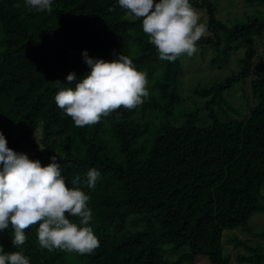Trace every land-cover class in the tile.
I'll return each instance as SVG.
<instances>
[{
    "label": "trees",
    "instance_id": "1",
    "mask_svg": "<svg viewBox=\"0 0 264 264\" xmlns=\"http://www.w3.org/2000/svg\"><path fill=\"white\" fill-rule=\"evenodd\" d=\"M212 1L191 0L207 26L197 47L212 48L219 65L240 48L243 55L238 71L192 90L188 97L203 100L194 108L197 103L182 107V56L161 60L142 21L125 18L118 0H52L51 13L31 9L26 0H0V130L9 148L29 152L30 159L48 164L57 155L68 186L90 196V226L100 241L85 255L48 251L39 246L36 225L26 230L25 244L13 248L9 225L0 232L5 252L22 251L30 264H195L199 258L232 264L223 231H250L251 216L264 211V58L256 49L264 13L227 23ZM244 1L264 7V0ZM85 50L105 60L128 55L147 73L149 97L130 111L120 108L98 124L76 127L55 94L74 86L66 81L70 72L80 79L90 70ZM247 81V113L227 116L223 105L238 110L228 106L226 92ZM203 115L209 123L201 126ZM106 125L116 154L98 141ZM91 168L100 177L89 189ZM233 242L245 250L235 257L238 263L264 264L262 241L234 236Z\"/></svg>",
    "mask_w": 264,
    "mask_h": 264
},
{
    "label": "clouds",
    "instance_id": "2",
    "mask_svg": "<svg viewBox=\"0 0 264 264\" xmlns=\"http://www.w3.org/2000/svg\"><path fill=\"white\" fill-rule=\"evenodd\" d=\"M26 4L36 11L53 10L52 0H26ZM118 4L142 21L143 32L161 60L192 57L198 51V41L206 35V23L201 22L191 0H118ZM83 57L90 70L80 79L70 72L66 81L74 86L61 87L55 94L57 107L76 127L98 124L120 108L130 111L149 97L147 73L138 70L128 55L120 53L105 60L90 57L85 50ZM50 159L42 165L40 160L14 151L0 130V232L11 225L12 245L17 248L27 241L26 230L38 225L42 249L90 254L100 246L90 226V196L80 187L68 186L56 154ZM87 177L92 189L100 172L91 168ZM78 182L79 177L72 181L74 185ZM69 217H78L79 223ZM0 264H30V260L22 251L5 252L0 245Z\"/></svg>",
    "mask_w": 264,
    "mask_h": 264
},
{
    "label": "rangeland",
    "instance_id": "3",
    "mask_svg": "<svg viewBox=\"0 0 264 264\" xmlns=\"http://www.w3.org/2000/svg\"><path fill=\"white\" fill-rule=\"evenodd\" d=\"M212 2L216 4V9L218 11L217 16L227 23L235 19L241 20L246 14H252L256 12V10H259L261 11V13H264V7L261 6L254 7V5L248 4L244 0H213ZM195 9L198 11L202 19L204 15L203 10L198 8ZM123 16L128 19H134V17L128 15L127 12H125ZM197 48L198 51L192 57H188L187 55H184L181 58V67L183 74L180 77L181 80L179 82V86H180V93L184 98L182 102V107L183 104L193 107L196 103L197 104L195 105L194 108L200 106L203 102L202 99L197 101V100H192L191 97H188L191 96L192 90L196 89L198 86L200 87L208 86L214 83L215 81L222 80L226 75H229L231 72L238 71L239 67L237 64V59L243 55V48H240L237 51L231 53L227 62L219 65L217 61L212 62V58L214 57L213 54L214 51L212 48H203V47H197ZM256 49H257V54H260V56L264 58V34L261 39L256 40ZM249 91H250V83L249 81H247L244 83L239 82L234 84L228 90V92H226L225 97L227 99L228 106L238 110V111H233L229 107L223 105V109L225 110V114H227V116L240 117L247 113L248 106L246 104L243 95L244 94L248 95ZM193 97L196 98L195 96ZM172 116H170L169 118H164V122L170 121V118ZM200 117L201 120L197 122L199 125L203 126L209 123L208 119H206L204 115ZM98 141L101 143V145L104 146L105 150L109 154L117 153V147H118L117 141L113 132L111 130H108V125L104 126V128L98 135ZM20 152L29 155V152H25V151H20ZM38 160H40L42 165H47V161H45L43 158L38 157ZM262 192L264 194V185ZM249 224H250V231H243L240 228L233 230L226 229L223 231L224 252L226 254H229V256L231 257L232 264H242V263H238L235 257L240 253L241 254L245 253L243 247L235 246V243L233 242L234 236L238 237L241 240L249 239L252 242L260 240L264 243V238H261V236H259L260 232L264 228V211L255 212L251 216L249 220ZM204 263H205V259L199 258L195 264H204Z\"/></svg>",
    "mask_w": 264,
    "mask_h": 264
}]
</instances>
